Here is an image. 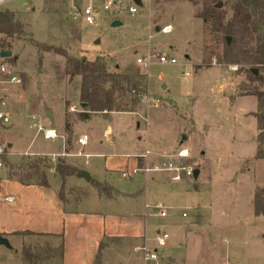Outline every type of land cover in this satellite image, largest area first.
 Masks as SVG:
<instances>
[{"label":"rangeland","instance_id":"rangeland-1","mask_svg":"<svg viewBox=\"0 0 264 264\" xmlns=\"http://www.w3.org/2000/svg\"><path fill=\"white\" fill-rule=\"evenodd\" d=\"M235 1L220 2L223 24L233 17ZM103 2L11 0L5 5L23 30L4 37V46L19 56L17 62L8 60L22 83H11L0 74V111L11 117V123H0V141L7 145L15 142L13 150L9 148L2 156L0 178L6 174L27 179L30 175L32 182H40L50 177L68 210L76 209L77 201L91 197L95 190L104 195L114 193L108 184L98 188L96 181L87 183L76 174L63 181L57 170L60 163L68 164L63 157L33 154L50 151L48 146L54 144L37 131L35 115L45 128H63L70 120L76 134L87 133L90 143L85 150L94 154L88 159L98 172L104 170L105 160L124 163L129 160L127 154L133 158L147 148L170 150L176 138L186 136L183 147L192 153L183 163L201 170L200 178H188L189 183L199 184L210 202L203 221L189 231L181 247L174 246L173 251H168V246L158 248L160 264H264V159L256 157L257 115L263 114V109L257 97L245 95L243 89L258 83L248 80L241 65L220 62L224 36L199 17L204 0H144L135 15L129 12L135 0H120L111 11L103 10ZM72 3L78 7L93 4L99 18L93 24L73 21ZM115 19L123 24L113 27ZM165 26L172 30L163 32ZM43 45L63 48L69 56L92 61L100 58L109 72L128 75L131 94L139 99L136 111L94 112L91 120H83L81 76L66 74L67 58L43 50ZM161 55L176 58L178 63H161ZM140 57H151L152 64L142 66L137 62ZM260 74L264 76V67ZM156 99L160 102L155 103ZM47 111L53 113V119ZM75 142L76 135H66L68 152L76 149L80 153ZM81 159L86 160L85 156ZM100 172L98 179H110L101 178ZM113 176L118 185L130 182L121 173ZM76 179L84 186H77ZM189 200L175 198L167 204L173 205L167 206L169 215L184 221L183 213L191 217ZM109 243L120 251L134 249L132 242ZM59 245L58 240L24 233L14 249L0 245V264H32L25 258L26 250L34 254L36 264H60ZM113 257L124 260L122 252Z\"/></svg>","mask_w":264,"mask_h":264},{"label":"crops","instance_id":"crops-1","mask_svg":"<svg viewBox=\"0 0 264 264\" xmlns=\"http://www.w3.org/2000/svg\"><path fill=\"white\" fill-rule=\"evenodd\" d=\"M6 10L9 9L6 8ZM35 116L37 118V115ZM91 117L87 120H91ZM38 123L44 129H55L60 137L50 139L54 143L48 146L50 151L32 152L33 154L63 157L69 165L81 171H88L93 181H87L78 174L76 178L91 184L94 181L108 184L114 193L104 195L95 190L93 195L89 196L91 199L88 197L80 199L76 203V209L68 210L50 177L48 178L49 186H44L38 183L23 184L18 179L10 178L5 174V178H0V235L7 237L13 247L21 243L24 232L29 231L32 232L28 234L29 236L58 240L59 243L63 241L64 249L60 264H94L102 242L108 243L101 251L102 264H154L144 260L142 248L156 247L154 244L157 243V234L160 229H166L169 233L166 246L168 251H173V247H181L189 231L196 229L199 222L203 221V213L209 206L210 199L199 184L189 183L188 178L181 182H171L170 173L140 172L127 177L130 179L128 184L118 185L113 176L115 173L122 174L124 170L132 172L137 167L165 165L169 157L183 147L187 140L186 136L176 138L174 147L170 150L163 148L151 150L152 154L147 158L141 156L144 154L141 151L135 153L133 158L127 154L129 160L124 163L114 160L108 163L105 160L104 170L99 172L102 174L101 178H110L106 181V179H98L99 172L93 169L94 165L88 159L94 155L89 150H85L89 146L90 137L88 145L80 146L77 141L80 134H76L75 124L71 125V121L68 120L63 124V128L56 129L45 128L40 121ZM138 126L141 127L140 122ZM68 134L76 135L75 143L81 147L80 153L76 149L71 152L66 150ZM139 140L141 141L142 137ZM14 145L15 142L8 143L10 150H13ZM176 147L178 150L174 153L173 150ZM186 148L192 153L189 147ZM15 153L16 150L11 155ZM83 156L86 158L85 161L81 159ZM200 176L201 170L198 178H194L199 179ZM74 177L70 176L69 180ZM76 185L84 186L83 182L77 179ZM179 196L190 199L191 202L190 209L193 215L189 217L187 212L183 213V217L187 218L185 221L183 218L169 215L168 212L167 206L173 208V205L167 204H171L170 202ZM162 211L166 212V216L160 215ZM165 218L168 219L164 220ZM109 240L132 242L134 249L120 251V248L113 246ZM135 251H139L137 253L140 257L136 256ZM121 252L124 254L123 261L113 257Z\"/></svg>","mask_w":264,"mask_h":264},{"label":"trees","instance_id":"trees-1","mask_svg":"<svg viewBox=\"0 0 264 264\" xmlns=\"http://www.w3.org/2000/svg\"><path fill=\"white\" fill-rule=\"evenodd\" d=\"M221 1L204 0L203 10L198 15L210 23L213 31H220L224 36V49L220 62L241 65V69L247 73L248 80L258 83L251 88L243 87V89L247 90L245 95L256 96L259 106L263 109V114L257 115L259 145L256 157L264 159V90L261 89V86H264V76L260 74L264 67V0H236L232 6L233 17L227 24H223L222 9L216 7V4ZM0 30L8 37H13L23 31L21 24L15 20L14 14L10 10H0ZM227 37L232 38L231 44H228ZM42 47L45 51H55L67 58L65 73L71 78L77 75L81 76L80 101L87 104V107L84 108L85 111L81 113L82 119H90L93 112L136 111L135 108L139 99L131 94V78L128 75L109 72L106 63L100 58L92 61L69 56L63 48L46 45ZM252 68H257L259 74L256 75ZM134 92L136 93V90ZM57 170L63 181L68 176L78 174L81 171L65 163H60ZM9 177L16 178L23 184L38 183L49 186L47 178L40 182H32L29 178L30 175L27 179L19 175H10ZM95 185L101 188L102 183L96 181ZM59 196L65 202L63 195L59 193ZM24 233L32 234L29 231ZM104 246L105 242H102L94 264H102L101 251ZM59 249L62 257L63 241L60 243ZM34 257L33 253L26 250L25 258L29 263H37Z\"/></svg>","mask_w":264,"mask_h":264},{"label":"built area","instance_id":"built-area-1","mask_svg":"<svg viewBox=\"0 0 264 264\" xmlns=\"http://www.w3.org/2000/svg\"><path fill=\"white\" fill-rule=\"evenodd\" d=\"M11 0H0V10H6V4ZM120 0H104L102 8L104 11H111L112 7L117 4ZM144 0H140V3L135 2V4L129 7V12L132 15L138 13L139 5ZM99 11L93 4H85L81 6H76L72 3V10L70 12V16L73 21L81 20L82 22L93 24L99 18ZM120 13V11H118ZM172 30V26H165L162 31L168 33ZM4 37L5 33L0 30V74L5 75L8 77V81L11 83H22V78L15 74L12 70V64L6 57L1 56V52L3 50L9 49L4 46ZM159 62L161 63H170L176 64L177 59L173 57H167L165 55H161L158 58ZM137 62L144 67H149L152 64L151 57H140ZM185 75H189V73H185ZM155 103H159L160 100L156 99ZM74 107H71V111H74ZM35 120L34 125L37 126L38 131H42L44 133V138L47 140L55 139L60 137L55 129H44L37 121L36 116H33ZM0 123L9 124L11 123V117L3 112L0 111ZM78 144L80 146H86L89 143V136L88 134H80L78 139ZM9 146L6 143L0 141V172L4 167V160L2 158L3 155L7 154ZM152 154L150 148H148L144 154L141 156L147 158L149 155ZM175 158V159H174ZM191 158L190 150L186 147L180 148L174 155L170 156L165 165H155L153 167L144 166V167H137L132 172L129 170H124L122 172V176L124 178L132 177L134 175L139 174L140 172H157V173H170V180L173 182H181L185 178L194 177L195 169L191 166H187L183 163L184 160H188ZM177 159V160H176ZM161 216H166V212L162 211L160 213ZM169 238V233L166 230L160 229L157 234V246L155 248H148L143 247L142 250L144 252V260L146 262H153L154 264H160L159 258V247H164L167 244Z\"/></svg>","mask_w":264,"mask_h":264},{"label":"water","instance_id":"water-1","mask_svg":"<svg viewBox=\"0 0 264 264\" xmlns=\"http://www.w3.org/2000/svg\"><path fill=\"white\" fill-rule=\"evenodd\" d=\"M135 1H136L137 3H140V0H135ZM216 7H218V8L222 7V3H218V4H216ZM122 24H123V23H122L121 20H119V19H115V20H113V22H112L111 25H112L113 27H117V26H120V25H122ZM227 41H228V44H231V42H232V38H231V37H227ZM1 56H2V57H6V58H12L15 62H17V61L19 60V56L14 55V54H13V51H12L11 49L3 50V51L1 52ZM252 71H253L256 75L259 74V70H258L257 68H252ZM81 106H82L83 108H86V107H87V104H86V103H81ZM47 116H49V117L52 119V118H53V113H52L51 111H49V112H47ZM199 172H200L199 169H196V170H195V173H194V177H195V178H198ZM78 176L81 177V178H84V179L87 180V181H90V182L93 181V179H92L90 173H89L88 171H86V170H82V171H80V172L78 173ZM0 245H3V246H5V247H7L8 249H14V247H13V245L11 244V242L9 241V239H8L7 237H5V236H2V235H0Z\"/></svg>","mask_w":264,"mask_h":264}]
</instances>
